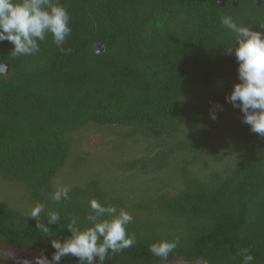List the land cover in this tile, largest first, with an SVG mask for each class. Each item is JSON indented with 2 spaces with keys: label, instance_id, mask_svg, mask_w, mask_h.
<instances>
[{
  "label": "trees",
  "instance_id": "1",
  "mask_svg": "<svg viewBox=\"0 0 264 264\" xmlns=\"http://www.w3.org/2000/svg\"><path fill=\"white\" fill-rule=\"evenodd\" d=\"M53 2L70 16L66 51L51 34L37 41L40 51L31 56L12 57L14 45L0 41V63H8L7 72H0V178L25 184L34 201L47 203L40 221L52 233L44 236L35 219L1 203L0 249L34 251L48 260L55 252L51 239L71 235L66 225L72 217L87 226L91 199L121 209L95 181L89 183L93 191L74 187L69 200L49 203L50 182L70 150L64 135L94 123L131 127L153 139L173 133L183 117L190 130L197 113L189 99L194 89L205 95L214 88L227 97L239 82L235 52L226 51L237 42L221 17L264 32V0H227L223 6L216 0ZM95 42L103 44L101 52L93 49ZM237 147L228 167H207L202 175L188 169L199 163L194 142L179 139L169 150L162 147L164 159L181 149L194 153L181 166L180 188L160 197L166 218L133 217L127 233L136 243L109 252L104 264H243L240 249L254 257L249 264H264V137L249 132ZM47 211L58 212L60 221L48 225ZM177 238L167 259L149 250L153 242ZM60 264L80 262L69 255Z\"/></svg>",
  "mask_w": 264,
  "mask_h": 264
},
{
  "label": "rangeland",
  "instance_id": "2",
  "mask_svg": "<svg viewBox=\"0 0 264 264\" xmlns=\"http://www.w3.org/2000/svg\"><path fill=\"white\" fill-rule=\"evenodd\" d=\"M195 90L197 92H192L189 98L197 109L195 125L190 130L191 121L183 117L175 125L173 133L153 139L133 133L131 127L100 126L94 123H88L77 131L64 135L63 139L68 142L70 150L67 159L50 182L49 203L53 201L57 180L60 181V186L70 190L78 187L89 191L94 190L89 183L95 181L97 188L102 193L105 192L106 199L119 200V208L129 212L132 217L165 219L166 215L158 208L161 204L160 197L172 195L180 188L181 166L194 153L186 149L188 152L184 150L183 154L181 149L164 159L160 157L162 147L169 150L179 139L194 142L198 148L196 154L199 156V163L189 165L188 169L202 175L208 173L207 167L219 172L228 167L235 159L237 146L242 144L249 132L254 133L250 125L243 122L240 108L233 107L226 97H221L220 91L213 88L204 95L198 89ZM213 112L215 120L211 118ZM208 132L209 136L202 137ZM257 137L261 136L257 134ZM217 154L222 157L217 159ZM1 203L23 215H29L36 204L47 205L34 201L25 184L2 178ZM38 261L46 264L45 256L34 251L8 254L0 249V264H38Z\"/></svg>",
  "mask_w": 264,
  "mask_h": 264
},
{
  "label": "clouds",
  "instance_id": "3",
  "mask_svg": "<svg viewBox=\"0 0 264 264\" xmlns=\"http://www.w3.org/2000/svg\"><path fill=\"white\" fill-rule=\"evenodd\" d=\"M69 20L65 7L53 0H0V41L7 40L14 45L10 51L12 57L31 56L40 51L37 41L51 34L55 45L64 52V42L71 33ZM221 24L234 33L233 41L237 45L233 48L232 43L226 51L229 54L234 51L239 64V82L233 85L226 99L233 107L240 108L243 122L250 125L251 131L264 137V32L238 25L229 16H222ZM260 28H264V24ZM0 68L5 73L8 70L4 63H0ZM211 118L216 119L214 112ZM56 184L52 199L56 202L69 200L70 189L60 186L59 180ZM89 204L91 211L86 216L87 226L81 227L78 219L72 217L66 225L71 235L63 241L51 239L55 252L51 260L45 257L46 264H60L61 258L69 255L77 257L80 264H104L109 252L115 255L136 243L135 235L127 233V225L133 221L129 212L103 206L94 198ZM43 212L45 206L36 204L29 217L35 219L36 228L44 236L51 238L50 228L40 221ZM46 214L48 225L60 221L58 212L47 211ZM178 244V238L173 241L160 239L151 243L149 250L154 256L167 259ZM238 255L243 256V264L254 259L248 249H240Z\"/></svg>",
  "mask_w": 264,
  "mask_h": 264
},
{
  "label": "water",
  "instance_id": "4",
  "mask_svg": "<svg viewBox=\"0 0 264 264\" xmlns=\"http://www.w3.org/2000/svg\"><path fill=\"white\" fill-rule=\"evenodd\" d=\"M216 1H217V4H218V5H222V6H223V5H226V3H227V0H216ZM232 3L236 4L235 1L232 2ZM256 4L259 5L260 2H259V1H256ZM93 49H94L96 52H101V51L104 49V46H103V44H102L101 42H95V43L93 44ZM1 63H4V64H6V65L8 66V63H7V62H1ZM0 72L5 73V72L3 71L2 68H0Z\"/></svg>",
  "mask_w": 264,
  "mask_h": 264
}]
</instances>
